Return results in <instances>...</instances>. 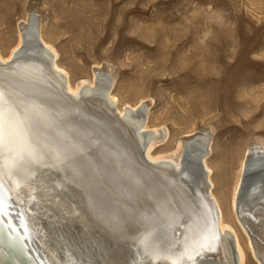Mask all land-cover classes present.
Instances as JSON below:
<instances>
[{
  "label": "bare ground",
  "instance_id": "bare-ground-1",
  "mask_svg": "<svg viewBox=\"0 0 264 264\" xmlns=\"http://www.w3.org/2000/svg\"><path fill=\"white\" fill-rule=\"evenodd\" d=\"M57 58L33 13L16 44L0 52L8 89L0 127V200L7 206L0 264H151L149 238L172 244L177 260L214 247L195 264H264L263 143L239 149L233 191L215 196L208 135L178 144L176 159L154 157L158 132L147 126L142 103L120 109L109 77L97 87L87 80L72 86ZM33 106L44 115H32L42 136L75 146L81 175L54 157L39 166L30 160L32 146L18 124Z\"/></svg>",
  "mask_w": 264,
  "mask_h": 264
},
{
  "label": "rangeland",
  "instance_id": "rangeland-1",
  "mask_svg": "<svg viewBox=\"0 0 264 264\" xmlns=\"http://www.w3.org/2000/svg\"><path fill=\"white\" fill-rule=\"evenodd\" d=\"M110 1L0 0V52L35 14L72 86L109 77L120 109L142 103L154 157L208 135L213 193H231L239 149L264 144V0Z\"/></svg>",
  "mask_w": 264,
  "mask_h": 264
},
{
  "label": "snow or ice",
  "instance_id": "snow-or-ice-1",
  "mask_svg": "<svg viewBox=\"0 0 264 264\" xmlns=\"http://www.w3.org/2000/svg\"><path fill=\"white\" fill-rule=\"evenodd\" d=\"M8 91L5 78L0 72V127H2L3 120L5 117V100L6 92ZM67 99V98H65ZM31 114L27 119L22 120L18 124L19 136L32 147L29 149L28 156L32 162H35L39 166L40 162L46 158H55L56 164L63 166L64 168H71L76 176L81 175L83 169L81 167H74L76 161L73 157L77 154L75 146L67 143H58L50 141L40 134V129L36 122L32 119V115L40 118H44L42 112L37 110L35 106L28 109ZM3 150V140L0 137V154ZM91 167V165H89ZM59 171V168H56ZM63 190H67L66 183L63 181L59 185ZM7 206L4 205L3 201L0 200V214H7ZM149 249L145 252L146 258L151 253V264H195V260L198 256H203V251H215L214 247H207L201 251L197 256H183L179 260L176 259L178 253L173 251L172 244H168L167 248L159 242L153 243L152 238L146 242ZM154 249V250H153ZM166 257V258H165ZM143 264H148L146 259Z\"/></svg>",
  "mask_w": 264,
  "mask_h": 264
}]
</instances>
